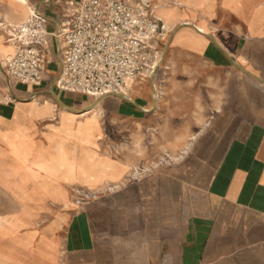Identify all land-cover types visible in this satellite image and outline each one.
Returning a JSON list of instances; mask_svg holds the SVG:
<instances>
[{"label":"crops","instance_id":"0c3cea01","mask_svg":"<svg viewBox=\"0 0 264 264\" xmlns=\"http://www.w3.org/2000/svg\"><path fill=\"white\" fill-rule=\"evenodd\" d=\"M65 1L0 0V24L38 14L47 33L32 85L6 74L0 32V264H264V0H153L159 63L121 98L57 87ZM166 52L200 77L199 133L133 178L136 160L97 149L115 123L154 126Z\"/></svg>","mask_w":264,"mask_h":264},{"label":"built area","instance_id":"2783aa9c","mask_svg":"<svg viewBox=\"0 0 264 264\" xmlns=\"http://www.w3.org/2000/svg\"><path fill=\"white\" fill-rule=\"evenodd\" d=\"M153 10V0H66L57 87L103 98L122 95L136 80L153 75L159 56L152 41L161 28ZM0 32L16 48L2 62L6 74L37 85L47 34L43 18L35 14L17 26L0 24Z\"/></svg>","mask_w":264,"mask_h":264},{"label":"rangeland","instance_id":"374dc122","mask_svg":"<svg viewBox=\"0 0 264 264\" xmlns=\"http://www.w3.org/2000/svg\"><path fill=\"white\" fill-rule=\"evenodd\" d=\"M168 52H166L162 66L154 83L159 89V111L154 114V126L133 128L120 127L118 123L112 128L110 136L113 140V149L109 145L98 147L100 153L113 154L117 156H128L133 158L134 166L142 169L143 174L132 175L130 177H145L151 170L167 168L168 166L179 165L183 161L185 152H188L194 145L188 142V138L194 140L199 133L201 122V80L198 74L192 78H184V73L178 74L177 71L184 70L181 67L170 66L168 64ZM199 67V64H197ZM184 88H189L190 94L183 92ZM130 91V88H128ZM190 95V96H189ZM157 96V94H156ZM156 98V97H155ZM169 100L174 102L169 104ZM176 105V107H175ZM185 109V110H184ZM155 111V112H156ZM191 126H184L189 123ZM110 130H108L109 132ZM97 169L103 167L97 165ZM98 171V170H97ZM103 174L96 175L98 182ZM99 195V194H97ZM85 195L80 194L81 201Z\"/></svg>","mask_w":264,"mask_h":264},{"label":"bare ground","instance_id":"6f19581e","mask_svg":"<svg viewBox=\"0 0 264 264\" xmlns=\"http://www.w3.org/2000/svg\"><path fill=\"white\" fill-rule=\"evenodd\" d=\"M19 1V0H18ZM25 2V1H24ZM22 4H23V1H22ZM48 21V20H47ZM52 24V23H51ZM189 26V25H188ZM198 32V31H197ZM163 33H165V31L163 32ZM200 34V33H199ZM163 37H164V35H163ZM123 92V94H125L126 95V92L125 91H122ZM161 97V96H160ZM124 98V97H123ZM156 98H157V96H156ZM125 99V98H124ZM128 99V98H127ZM128 102H129V100H128ZM94 112V111H93ZM99 112V111H98ZM98 115V114H97ZM90 116V115H89Z\"/></svg>","mask_w":264,"mask_h":264},{"label":"water","instance_id":"95a60500","mask_svg":"<svg viewBox=\"0 0 264 264\" xmlns=\"http://www.w3.org/2000/svg\"><path fill=\"white\" fill-rule=\"evenodd\" d=\"M114 96L117 97V98H121V95H119V94H116Z\"/></svg>","mask_w":264,"mask_h":264}]
</instances>
